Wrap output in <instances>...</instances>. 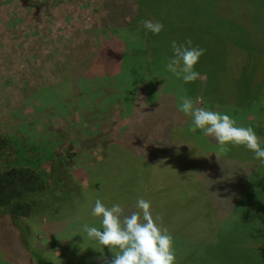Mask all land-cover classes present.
I'll return each instance as SVG.
<instances>
[{
	"label": "rangeland",
	"instance_id": "rangeland-1",
	"mask_svg": "<svg viewBox=\"0 0 264 264\" xmlns=\"http://www.w3.org/2000/svg\"><path fill=\"white\" fill-rule=\"evenodd\" d=\"M140 1L0 0V137L7 136L13 148L39 158L47 177L55 170L62 189L69 191L61 203H46L25 218L21 241L5 219L0 221V264H108L118 249L89 239L83 225L101 227V218L91 214L97 198L109 207L121 204L124 215H130L138 211L141 197L151 201L153 215L162 217L173 235L178 264H264V165L251 150L229 144L230 150L223 153L215 140L210 151L212 146H203L200 129L189 131L192 116L179 110L174 139L181 142L183 136H194L195 150L181 156L179 164L175 160L176 172L163 180L162 163L147 160L141 166L136 161L154 136L151 118L161 115L165 101L159 97L164 94L177 105L182 96L202 101L197 106L229 114L264 139V83L256 95L246 89L249 81L253 85L264 78V0H219L214 11L211 0L167 5L171 8L165 27L154 34L157 47L170 38V49L173 40L183 44L187 39L193 47L205 49L199 61L216 72L205 78L204 71H198L201 78L196 81L205 78L218 87L217 96L209 100L203 90H176L172 72L163 66L159 70L165 73H148L149 81L139 80L142 87L137 93L119 91L118 84L107 79L103 56L111 50L115 57L119 51L99 43L112 40L113 45L119 40L124 45L126 39L135 43L134 25L143 27V18L159 19ZM154 5L159 12L161 5ZM236 5L239 13L243 8L244 19L236 18ZM233 18L246 26L249 43L256 46L251 57L249 49L236 43L238 31L227 21ZM246 18L254 25L250 27ZM238 81H244L239 89ZM121 82L132 84L129 75ZM152 86L155 90L146 89ZM153 107L155 116L146 118ZM132 120L139 129L130 126ZM135 131L139 140L129 134ZM209 152L212 166L203 176L217 185L218 194L209 195L205 187L196 195L193 184L200 178L196 165ZM4 163L0 159V167ZM190 168L196 172L189 173ZM133 169L135 175L139 169L135 182ZM176 173L181 175L175 177ZM206 200L216 209H207Z\"/></svg>",
	"mask_w": 264,
	"mask_h": 264
},
{
	"label": "trees",
	"instance_id": "trees-1",
	"mask_svg": "<svg viewBox=\"0 0 264 264\" xmlns=\"http://www.w3.org/2000/svg\"><path fill=\"white\" fill-rule=\"evenodd\" d=\"M148 0H141L139 3L144 4L148 10L150 9L151 13L153 14V17L157 18L159 17L158 21H160L164 27H165V21L167 19V14L170 12L169 8H171L169 5L170 3L179 4L180 0H150V3L147 4ZM182 1V0H181ZM188 2L190 5H196V3L199 2V0H183ZM206 0H201L200 4H204ZM212 3V10L215 9V3H217L219 0H211ZM217 1V2H216ZM147 2V3H146ZM154 4H160L159 12L154 9ZM181 5V4H179ZM184 6V5H183ZM236 12L237 16L236 18H242L244 19L246 17V14H244L243 8H241V11L239 13L238 7L236 5ZM158 10V9H157ZM214 11V10H213ZM215 14V12H214ZM217 15V14H215ZM218 16V15H217ZM220 19H226V17L218 16ZM240 18V19H241ZM144 19V18H143ZM135 20V19H134ZM228 23L233 24L234 27H236L240 40H237L236 43H238L241 47H245L246 49H249V56H252V53L255 49V45L249 43V36L247 35V32L245 30L246 26L241 24L240 22H236L233 19H228ZM246 21L250 25H254V23H251L248 18H246ZM239 23L242 25H239ZM135 29L137 30V35L135 38V43L129 42V39H126L124 42V45L119 41L115 40L113 42V45H111L112 40H110L107 44V42H101L99 43V47H103L106 49L103 45L105 44L108 48L110 47H118V54H115L111 50L106 51V56L104 55V63L105 69L107 70V79L112 80L113 85L118 84V90H125V91H134L135 93L139 92V90L142 87L141 82L139 81L141 78L148 80V73H153L154 76L160 75L161 73H165L166 70L160 72L159 66L163 68H166V64L168 63V60L173 57V49H170V38L164 43L160 44V47H157V42L155 41L154 34L145 29L144 27H138L137 25H134ZM167 29V28H166ZM247 29V28H246ZM89 31V30H88ZM145 36L144 38H141ZM104 43V44H103ZM109 45V46H108ZM159 49V50H158ZM105 53V52H104ZM100 56V55H99ZM100 58V57H99ZM200 62V61H199ZM204 62H200L198 66L194 67V70L196 71H204L205 78H207L208 75L215 73L216 70L212 66H205L203 64ZM125 75H129L131 77L132 84H125L121 82L122 78ZM106 76H100V78L104 79ZM162 78V77H161ZM199 81V82H189L185 83L183 80L179 81V79L176 78V76L172 73V83L175 82L176 86L175 89L178 88L184 89L187 93H190L191 91H202L201 93L203 96L207 95L208 100L209 98H213L214 96H217L218 91L215 89L218 88L215 85L208 84L206 79ZM171 79V78H170ZM246 81V80H245ZM244 81H238V89L243 85ZM179 85H178V84ZM264 83V78L256 83L254 81L253 85L250 84V81L248 84L246 83V89L254 91V95L258 93V90H261L262 84ZM197 84V85H196ZM251 85V86H250ZM146 89H154V86ZM117 90V89H116ZM117 90V91H118ZM149 93L150 90L148 91ZM200 93V92H199ZM246 94V97L249 95L251 96L252 93H246L243 92V95ZM116 95H118V92H116ZM173 95L176 96V93L173 91ZM227 96V94L225 95ZM231 97V95H228ZM165 94L162 97H159V100H163L165 102H162L164 104L162 107L161 115L158 117L151 118V116H155L156 110H154V107L151 108L148 113H145L146 118L154 119L152 126L150 129L154 128V136H152L146 143L147 146H145V149L142 151H139L137 154V160L141 162V166L145 163L144 161H150V163H162L160 165V169L165 176L161 175V180L169 176H172L174 172H176V169L178 166L175 164V160H178V164L181 162L179 158L181 156H184L186 153L190 151H194L193 149V142L197 143V139L194 138V136H183L182 141L175 140L176 138L173 135L174 129L176 128L175 125H179V123H176V118L178 116V105L174 103V100L170 98H167ZM227 98V97H226ZM207 99V98H206ZM246 100V98H245ZM230 102V101H229ZM153 106L154 104H151ZM241 109H244L241 107ZM154 110V111H153ZM134 111V110H133ZM151 111H153L154 114H151ZM245 112L244 110H241ZM177 115V116H176ZM132 119H134L132 117ZM144 119V118H143ZM175 119V120H174ZM179 119V117L177 118ZM146 120V119H145ZM130 126L133 129H139L138 125H135L134 120L131 121ZM142 125H140V130H143L146 132L145 128H141ZM147 127H150L148 125ZM132 135L133 138L136 140H139V136H141L139 133H129ZM175 138V139H174ZM206 140V141H205ZM205 140H203V146L206 145L207 148L211 147L212 144L215 143V139L212 137L205 136ZM262 140V146H264V139ZM154 146V150L151 149ZM29 147V146H28ZM30 148V147H29ZM27 148V151L31 150ZM147 148V149H146ZM134 149V148H133ZM132 150V149H131ZM135 150V149H134ZM213 150L210 149V151ZM133 151V150H132ZM136 151V150H135ZM152 151H154L152 153ZM201 151H205V148L202 147ZM134 152V151H133ZM137 152V151H136ZM179 155V156H178ZM66 156V155H65ZM212 153H208L205 159L199 160V163L196 165V169L199 170L200 178L196 180L193 184V190L196 189V195H198V192L201 189H207L206 192L211 195V193L216 192L218 194V188L215 184H210L211 181L209 179H205L203 176L204 171H208V169L211 168V161H212ZM63 156H60L57 158L52 166V170L56 164L61 162ZM0 159L4 160L3 167H0V221L6 220L8 226H11L16 231V238L18 241H21L22 236L25 231V218L31 214L34 211L42 210L44 205L46 203L50 202H58L61 203L62 200H65L68 197L69 191L66 189H62L59 180L57 178V174L55 170H53L51 177H47L45 175L44 168L40 166V160L39 158L33 159L31 156H28L24 153H22L21 149L15 147L13 148L11 146V141L7 138V136L0 137ZM172 161L175 165L173 168H169L168 164H170ZM249 165L251 163L249 162ZM136 168V167H135ZM134 168V169H135ZM133 169V179L134 182L137 179V175H139L137 169V173L135 175ZM196 169L192 170L191 168L188 170L189 173H195ZM141 170V169H140ZM141 172V171H140ZM202 174V176H201ZM176 175V176H175ZM174 176L179 177L181 174L176 173ZM207 181V182H206ZM207 184V186H206ZM195 195V196H196ZM194 200V199H193ZM61 201V202H60ZM215 203L211 202L208 206V201L205 202V207L210 210H215ZM27 249V248H26ZM29 253L33 254L37 257L38 262H42L44 258L37 256L32 250H29Z\"/></svg>",
	"mask_w": 264,
	"mask_h": 264
},
{
	"label": "clouds",
	"instance_id": "clouds-1",
	"mask_svg": "<svg viewBox=\"0 0 264 264\" xmlns=\"http://www.w3.org/2000/svg\"><path fill=\"white\" fill-rule=\"evenodd\" d=\"M140 24L153 34H159L164 25L160 21L143 19ZM173 57L168 60L166 68L185 83L194 82L201 74L194 70L205 49L193 47L191 39L178 44L171 42ZM202 101L193 102L187 96L180 97L178 109L192 116L189 131L200 129L203 135L214 138L219 151L227 153L229 144L244 146L254 153V158L264 165V146L261 137L253 127L244 126L230 116L219 111L197 106ZM219 158V156L217 155ZM138 211L124 215L121 204L107 206L99 198L96 199L91 214L101 218V227L83 225V233L89 239L107 246L113 251L114 258L108 264H178L175 241L168 228L163 225L162 217L153 215L150 200L138 198Z\"/></svg>",
	"mask_w": 264,
	"mask_h": 264
}]
</instances>
